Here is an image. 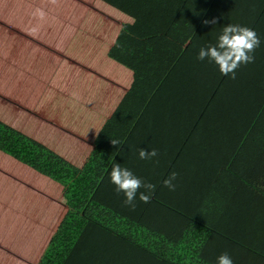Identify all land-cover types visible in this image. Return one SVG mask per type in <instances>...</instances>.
<instances>
[{
  "label": "crops",
  "instance_id": "1",
  "mask_svg": "<svg viewBox=\"0 0 264 264\" xmlns=\"http://www.w3.org/2000/svg\"><path fill=\"white\" fill-rule=\"evenodd\" d=\"M6 1L0 0V96L31 106L34 112L52 120L49 122L76 130L90 142L118 148L117 156L124 152L122 168L155 185L150 205L139 197L134 200V208L143 209L144 205V217H140L143 230L134 228L131 240L143 241V247L115 234L86 233L80 239L78 256L70 258L69 264H218V257L224 253L233 264H264L261 151L248 150L247 146L242 149L241 141L233 137L242 126V116L256 102L241 88L223 91L224 81L216 80L215 63L198 59L201 48L214 44L211 34L208 39L202 37V32L213 29L214 24L208 29L202 18L197 24L193 18L188 19L190 16H181L186 25L179 30L188 28L192 36L184 43L169 41L172 45L168 49L157 47L160 40H135L134 45L132 40L92 42L85 41L90 39L93 27L88 20H81L72 29L64 23L70 13L64 20L60 12L51 9H36L29 14L6 5ZM259 2L241 0V14L252 15ZM190 23L197 25L189 28ZM72 32L83 38L77 41L80 45L72 47ZM116 42L120 49L114 53L116 60H112L108 52ZM62 53L64 57L65 53L78 54L83 67L73 65L59 55ZM175 62L179 72L171 75ZM154 66H160L158 84L175 88L173 101L157 100L158 90L152 86L156 82L152 77ZM92 71L98 73L99 81ZM240 75L242 71L235 79ZM101 77L112 83H103ZM94 92L106 95L109 106L97 109ZM133 98L140 104H129ZM207 111L208 117L202 121L205 116L201 112ZM107 120L111 124L109 131L99 133ZM36 126L40 128L41 124ZM192 128L196 133L189 132ZM186 133L194 136L185 138ZM50 136L46 138L52 143ZM112 139L120 144L113 146ZM140 149H155L158 155L141 160ZM66 158L73 161L76 155L67 154ZM173 172L177 174L174 191L163 186ZM251 176L258 184L252 182ZM102 190L117 193L110 179ZM140 191L145 189L137 193ZM53 193L58 196L56 187ZM113 199L123 210L133 209L125 205L123 192ZM61 207L52 201L28 212L26 222L39 225L24 236L26 240L17 251L22 261L15 264H40V248L48 247L55 235ZM78 257L79 262L74 263Z\"/></svg>",
  "mask_w": 264,
  "mask_h": 264
},
{
  "label": "trees",
  "instance_id": "2",
  "mask_svg": "<svg viewBox=\"0 0 264 264\" xmlns=\"http://www.w3.org/2000/svg\"><path fill=\"white\" fill-rule=\"evenodd\" d=\"M4 3L28 13L36 9L56 10L63 16L62 20L67 18L65 17L67 13H70L68 22L64 23H69L72 29L81 20H88L93 27L92 32H89L90 39L85 41L92 42L96 40L109 42L112 39H117L118 42L132 40L131 45H134L136 41L160 40L161 43L157 47L168 49L172 45L169 41L177 40L184 43L192 36L191 32L188 33V28L179 30L181 26L186 25V21L180 20L181 16L183 18L190 16L188 19L193 18V23L197 24L200 18L204 22L215 19L217 26L204 23L206 28L213 26V29L202 32V37L205 35L207 39L211 34L213 46L217 44L224 26L228 24L254 30L261 43L251 54L255 57L254 63L241 64L237 68L235 75L242 71L243 75H240L242 79L240 76L232 79L231 74L223 79L224 75L216 64L215 66L218 77L216 80L224 81L221 86L223 91L238 87L256 102L252 109L245 112L246 116L245 114L242 116V126L233 133V137L241 141L242 149L247 146L248 150L261 151L263 175L261 178L264 180V0L257 3L255 12L250 16L241 14L244 10L241 0H55V2L53 0L8 2L7 0ZM200 10L201 14H199ZM206 15H212V18L209 16L210 19H204ZM197 24L190 23L189 28ZM116 31H120L119 34H116ZM79 35L78 32L71 33L72 47L80 45L77 41L83 38ZM118 42L114 43L108 52L112 60H116L114 53L116 54L120 49L117 47L118 44L120 45ZM92 48L91 45L89 50ZM69 54L65 53V57L63 53L59 55L73 65L83 67L78 54ZM205 60L209 61L207 58ZM178 67L177 62L173 63L171 75L179 72ZM159 69L160 66H154L155 75L152 76L156 81L152 86L159 94L157 100L173 101L175 88L166 87L165 83L158 84ZM91 73L99 81L98 73L95 71ZM101 81L106 84L112 83L106 77ZM96 83L97 87L98 82ZM93 94L92 98L95 104H98L97 109L109 106V98L106 95L102 92ZM131 103L140 104V101H136L135 98L129 99V104ZM123 104H128L126 99ZM207 114L209 111L201 112V115L205 116L202 121L208 117ZM0 117V264H15L14 261H22L17 257L20 244L26 240L24 236L32 234L39 225L28 224L26 216L28 212L37 210L36 206L44 207L52 201L62 206L60 214L62 217L48 247L40 248L42 254L40 264H69L70 258L79 254L80 239L86 233L98 231L115 234L127 242L143 247V241L131 240V233L134 232V228H137V231L143 230V218L140 220V217H144L142 213L144 205L143 209L139 207L123 210L113 199L118 193L102 190L103 184L109 183L113 166L119 164L122 168L121 157L124 152L117 156L118 148L90 142L88 137L86 140L84 135L76 130L49 122L50 119L48 120L42 113L34 112L31 106H22L1 96ZM37 123L41 124L40 128L36 126ZM110 125V120L104 122L99 133L108 132ZM231 126H234V122ZM189 132L194 134L196 129L192 128ZM46 136H50L52 143ZM190 136L191 134H185V138ZM73 141L77 144L73 145ZM72 153L76 155L73 161L66 158L67 154ZM253 162L254 159L250 160V163ZM251 179L254 184H258L253 176ZM54 187L58 191L57 197L53 193ZM140 192L136 197H139ZM129 217L135 218L129 221ZM35 221L38 223L40 219L37 217ZM76 262H79V257L74 263Z\"/></svg>",
  "mask_w": 264,
  "mask_h": 264
},
{
  "label": "clouds",
  "instance_id": "3",
  "mask_svg": "<svg viewBox=\"0 0 264 264\" xmlns=\"http://www.w3.org/2000/svg\"><path fill=\"white\" fill-rule=\"evenodd\" d=\"M39 15L42 17L43 13L40 12ZM204 23L205 25L209 23L215 24L217 21L214 19L212 21H205ZM260 43V39L254 30L240 25L228 24L224 26L216 45L200 49L198 59L203 61L207 58L218 66L222 75L228 77L231 74V78L235 79V72L241 64L254 63L255 57L251 54L260 46ZM111 143L113 146H118L120 141L112 139ZM157 155L158 153L155 149L151 151L140 149L139 151V158L141 160H151ZM176 178L177 174L175 172L171 173L164 180L163 186L174 191L175 184L173 181ZM110 180L116 186L117 193L123 192L125 194V205L135 207L134 200L136 199L138 190L142 187L145 189V192H140V201L146 204L151 202V194L155 191V185L143 182L129 169L121 168L119 164H116L111 170ZM218 264H233V261L227 253H224L218 257Z\"/></svg>",
  "mask_w": 264,
  "mask_h": 264
}]
</instances>
